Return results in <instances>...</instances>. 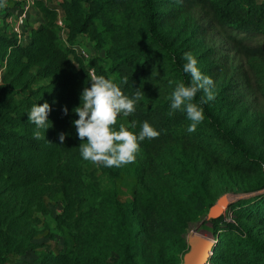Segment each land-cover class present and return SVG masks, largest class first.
<instances>
[{
  "label": "trees",
  "instance_id": "trees-1",
  "mask_svg": "<svg viewBox=\"0 0 264 264\" xmlns=\"http://www.w3.org/2000/svg\"><path fill=\"white\" fill-rule=\"evenodd\" d=\"M9 3L0 12V264L31 251L36 264H182L190 222L223 194L264 190V0H36L41 20L23 42L10 30ZM84 36L105 56L82 57L75 44ZM187 52L215 83L191 133L184 111L168 115L176 85L190 82ZM91 69L129 97L144 92L120 123L136 120L138 132L147 121L159 132L140 142L135 163L99 165V176L73 123ZM45 102L52 127L36 140L28 112ZM123 176L136 179L132 201L120 196ZM229 209L233 220H209L217 236L209 263L264 264V191ZM52 228L65 237L58 251L38 241Z\"/></svg>",
  "mask_w": 264,
  "mask_h": 264
},
{
  "label": "clouds",
  "instance_id": "clouds-1",
  "mask_svg": "<svg viewBox=\"0 0 264 264\" xmlns=\"http://www.w3.org/2000/svg\"><path fill=\"white\" fill-rule=\"evenodd\" d=\"M5 2L0 0V7H4ZM184 59L183 72L190 76V82L176 85L170 96L171 111L168 115H173L177 110L184 111L190 121L187 131L191 133L204 120L202 105L215 99V83L210 76L201 72L191 52L185 53ZM123 82L126 84L127 79ZM90 83L91 86L85 87L81 93L80 105L73 109L78 116L73 121L76 133L83 141L79 145L81 157L108 168L135 163L140 142L158 138L159 132L147 121L139 125L138 132L134 131L137 128L136 120H132L127 127L119 121L121 117L135 114L136 105L145 96L144 92L136 89L135 95L129 97L116 82L103 75L93 74ZM201 91L203 95L197 103L196 97ZM50 111V105L45 102L33 105L28 112L29 122L35 126L34 139L44 140L45 131L52 127L48 120ZM63 113L68 114L66 106ZM65 135L63 132L59 134L60 145L64 143Z\"/></svg>",
  "mask_w": 264,
  "mask_h": 264
},
{
  "label": "rangeland",
  "instance_id": "rangeland-1",
  "mask_svg": "<svg viewBox=\"0 0 264 264\" xmlns=\"http://www.w3.org/2000/svg\"><path fill=\"white\" fill-rule=\"evenodd\" d=\"M9 5H10L9 1L6 0L5 6L0 7L1 16H4L5 12H7L8 10H11ZM40 20H41V16L39 14L37 7H33L31 12L29 13L26 26L36 25L37 23L40 22ZM81 40L86 45V47L89 49V51L92 52L93 55L100 54L102 56H105V51L101 50L100 52H98V50L95 49L93 43H91L85 36L82 37ZM3 71H4V68L0 65V81L2 79ZM86 166L91 172H93L95 176H99L101 174L99 170V165H95V164H92L91 162L86 161ZM135 188H136V179L133 176H123L119 179L118 190L123 200L132 201L135 195ZM227 194L234 196L231 199L232 200L231 205H233L239 200L255 196V195L246 196V194L248 193L236 194L233 192H228ZM239 195L245 196V197L239 198ZM50 207L53 209L54 212H58L62 208V204L61 202L59 204L58 202L50 201ZM229 208L224 214L227 221L233 220V218H235L234 213ZM193 232L204 235L205 237H208L212 239L213 241H215L217 244V236L215 232L213 231L212 223L209 222V219H207V215L201 217L199 220L192 221L188 224L187 231L185 233L186 239H188V236ZM64 239L65 237L62 233L57 231L55 228H52L49 231L48 235L41 236L38 239V241L50 243L55 249V251H58L63 247ZM38 260H39L38 252L31 251L24 256L12 259L10 264H36Z\"/></svg>",
  "mask_w": 264,
  "mask_h": 264
},
{
  "label": "water",
  "instance_id": "water-1",
  "mask_svg": "<svg viewBox=\"0 0 264 264\" xmlns=\"http://www.w3.org/2000/svg\"><path fill=\"white\" fill-rule=\"evenodd\" d=\"M263 191L264 190L248 193L246 196L256 195ZM232 197L234 196L227 193L220 196L216 203L210 208L207 219H217L224 215L232 204ZM243 197L245 196L239 195V198ZM187 242L189 244V249L183 255L182 264H210V258L216 247L215 241L204 235L193 232L188 236Z\"/></svg>",
  "mask_w": 264,
  "mask_h": 264
},
{
  "label": "built area",
  "instance_id": "built-area-1",
  "mask_svg": "<svg viewBox=\"0 0 264 264\" xmlns=\"http://www.w3.org/2000/svg\"><path fill=\"white\" fill-rule=\"evenodd\" d=\"M9 2L16 4V9L14 11V14L10 15L8 17V23L10 26V30L15 33L20 42L24 41V32L26 29L27 20L29 17V13L31 12L32 8L35 7L36 0H8ZM58 25L61 26V34L62 39L67 44L69 42L67 41V29L65 27V21L64 16L59 11L58 15ZM75 49L77 52L84 57L85 59H89L92 56V52L89 51V49L86 47V45L81 41H77L75 44ZM91 76L93 74L96 75V72L94 69L90 70Z\"/></svg>",
  "mask_w": 264,
  "mask_h": 264
}]
</instances>
